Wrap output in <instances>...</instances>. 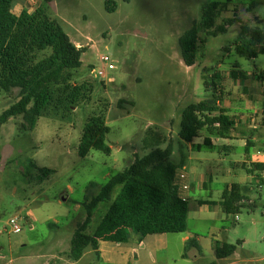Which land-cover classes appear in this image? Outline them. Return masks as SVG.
<instances>
[{"label":"rangeland","instance_id":"rangeland-1","mask_svg":"<svg viewBox=\"0 0 264 264\" xmlns=\"http://www.w3.org/2000/svg\"><path fill=\"white\" fill-rule=\"evenodd\" d=\"M107 1L52 0L47 4L48 15L76 46L85 49L73 82L86 83L91 91L69 109H48L32 130L21 128V117L1 126L0 264H264V174L262 181L254 180L245 169L249 162L242 166L247 141L255 137L253 129H242L244 137L237 139H214L212 147L203 144L201 133L194 139L201 144L200 150L184 143L189 157L186 173L194 180L190 195L217 203L209 207L205 220L189 205L184 233L151 235L141 241L132 235L123 244L103 241L98 254L88 249L80 260L71 259L73 234L87 218L85 205L136 155L149 151L143 144L149 131L163 139V148L170 142L177 148L183 110L219 95L236 121L248 117L247 122L264 112V82L257 79L264 71V53L247 58L235 50L242 27H248L247 37L264 34V0H255L253 7V0L223 4L215 28L225 19L236 16L238 20L217 36L200 31L204 42H199L192 66L184 63L179 39L201 22L203 5L223 0H111L113 11L106 9ZM41 3L14 0L11 10L17 15L22 10L32 13ZM103 55L111 58L114 70L104 67ZM103 68L104 77L93 72ZM17 92L0 93V117L15 102ZM255 96L254 109L248 112L245 105ZM93 115L105 118L111 153L91 150L81 157L80 141ZM258 133L264 134V126L258 127ZM249 150L255 153L252 147ZM194 158L202 161L199 173L207 180L205 188H197L203 179L195 178ZM31 163L53 172L41 174ZM235 182L250 188L248 199L239 212L226 214L219 202L225 185ZM120 189L114 188L110 199L94 209L88 234L96 231ZM13 218L19 233L13 232ZM189 238L197 243L186 250ZM217 242L234 245L233 255L218 259Z\"/></svg>","mask_w":264,"mask_h":264},{"label":"trees","instance_id":"trees-1","mask_svg":"<svg viewBox=\"0 0 264 264\" xmlns=\"http://www.w3.org/2000/svg\"><path fill=\"white\" fill-rule=\"evenodd\" d=\"M13 1L0 0V93L10 94L13 90L18 92L15 102L1 115L0 128L9 119L21 117V128L32 130L48 109L58 111L76 106L87 98L91 88L86 83L73 82L75 71L82 65L81 58L85 49L78 48L61 24L48 15L47 4L52 0H42L32 13L22 10L18 15L11 10ZM233 1H213L202 6L201 22H195L179 39L187 66L195 64L199 42H204L200 40V31H204L207 36H217L227 32V28L238 20L236 16L225 19L215 28L217 19L224 12L222 5ZM255 4L253 0L250 7ZM106 9H115L113 1L106 2ZM248 31L247 26L242 27L235 50L237 54L253 58L264 53V45L261 43L264 34L247 37ZM258 43H261L260 49H256ZM215 78L221 79L217 74ZM258 80L264 82V71L258 74ZM122 102L119 101L120 105ZM222 103L219 95L189 104L182 112L177 148L172 142L163 148V139L153 131L145 135L143 144L149 151L142 156L136 155L132 164L113 175L101 187L98 195L85 205L87 218L77 226L73 234L71 259L80 260L88 249L98 254L101 241L122 244L129 242L132 235L142 240L149 235L187 231L189 203L180 195L177 183L178 174L184 168L187 158L184 143L193 142L201 133L205 136L206 146H211L212 138L230 137L235 122L226 114ZM108 132L109 127L103 115L91 116L80 141V156L86 157L91 150L110 154ZM177 151L179 155L176 156ZM30 166L44 175L53 172L38 168L33 163ZM246 170L254 180H263L261 173L264 164H252ZM117 186L121 189L115 200L96 231L88 234L86 231L94 209L99 203L109 200ZM249 190L248 186L239 183L226 186L220 202L224 213L239 212L248 199ZM196 243L195 238L187 239L186 250ZM214 249L216 257L224 259L233 255L236 247L217 242Z\"/></svg>","mask_w":264,"mask_h":264},{"label":"crops","instance_id":"crops-1","mask_svg":"<svg viewBox=\"0 0 264 264\" xmlns=\"http://www.w3.org/2000/svg\"><path fill=\"white\" fill-rule=\"evenodd\" d=\"M233 72H234L233 75L235 77V71H233ZM257 79H258V75H257ZM259 82H262V81H259ZM262 95H263V93H262ZM255 101H256V96H255V98H253V101H251L250 104H247L246 103L245 107H246V110L247 111L254 109V104L256 103ZM262 102H263V105H264V96H262ZM229 107H230V105L229 104H226V102H223L222 103V108L224 110H226V114L229 115L234 120V122H235V124H234V130L231 131L230 137L227 138V139H237V138H240V137H244V132L242 131V129H253V130L256 131L255 132V137L252 136L253 137L252 138V141H250V140L247 141L246 160L243 162L242 166L245 165L244 163H246V162L247 163L249 162V164H250L249 166L250 167H252V164H264V156H261V157H257L256 156V151L258 149L264 147V134L261 135V134L258 133V127L259 126H262V127L264 126V116H259L258 115L257 117H253V119H249V121H247V122H246V120H248V117L245 118V120L242 119L240 121H236L235 118L232 116L231 112L229 111ZM255 113L256 112L254 111L253 112V115ZM214 139H218V138H212L211 139V146H208V147L215 146ZM220 139H222V138H220ZM188 144H189V147L192 150H195V149L200 150V148H201V144L196 143L194 140H193V142L188 143ZM203 144L205 145V136L203 138ZM251 147L253 148V151L255 153H253V152L250 153V150L249 149ZM224 149H227V146H224ZM184 152H185V145H184ZM176 154H177V152H176ZM186 157H187V155H186ZM187 159H189V157L186 158V161H187ZM186 161H185L184 168L180 171V174L184 173V175H185V179H183V180L180 179L179 180L180 195L188 200V203L191 206L193 212L197 216H199L202 220H205L207 218V215L211 213L209 211V209H210L209 207L212 206V205H214L216 207L217 203L214 202V201H210V200L196 199L195 196H191L190 195L191 192L189 190L192 188L191 185H192V183H193L194 180H192V178L190 177V175H188L186 173V164H187ZM201 162L202 161L199 160L198 158H194L193 159V164H194L193 169H195V178L196 177H199V178L203 179V180H201V182L197 186V188H199V189L200 188H205L206 185H207L206 178L199 173L200 172L199 171L200 170L199 168L202 167ZM211 180H212V176L208 179V181L211 182ZM231 184H234V183H227L225 185V187L228 186V185H231ZM239 184H243L244 185V183H239ZM184 185L187 186L186 189L183 188ZM225 187H224V189H225ZM220 202H219V205H221ZM154 235H164V234H154ZM149 236H151V235H149ZM149 236H147V237H149ZM147 237H145V238H147ZM139 241H141V240H139ZM101 242H103V241H101Z\"/></svg>","mask_w":264,"mask_h":264},{"label":"built area","instance_id":"built-area-1","mask_svg":"<svg viewBox=\"0 0 264 264\" xmlns=\"http://www.w3.org/2000/svg\"><path fill=\"white\" fill-rule=\"evenodd\" d=\"M77 47L81 48L80 46H77ZM100 61L103 63L104 67H107L110 70H114L115 69V65H114L113 61L111 60V58L108 55L101 56L100 57ZM93 72L97 73L99 76H103V77L106 75V70L104 68L99 70V71L94 70ZM109 80L110 81H114L113 78H111ZM263 116H264V112H263ZM256 156L257 157L264 156V147H262V148H260V149H258L256 151ZM263 174H264V170H263ZM178 179H181V180L185 179L184 173L180 174V172H179ZM183 188L186 189L187 186L184 185ZM10 224L12 226V229H13L14 233H19L21 231V229H20V227H19V225L17 223V219L16 218L11 219L10 220Z\"/></svg>","mask_w":264,"mask_h":264},{"label":"water","instance_id":"water-1","mask_svg":"<svg viewBox=\"0 0 264 264\" xmlns=\"http://www.w3.org/2000/svg\"><path fill=\"white\" fill-rule=\"evenodd\" d=\"M65 199V198H64Z\"/></svg>","mask_w":264,"mask_h":264}]
</instances>
